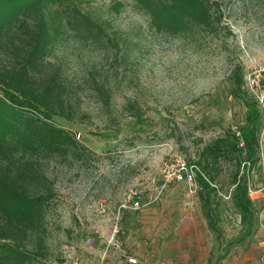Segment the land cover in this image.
<instances>
[{
  "label": "rangeland",
  "instance_id": "rangeland-1",
  "mask_svg": "<svg viewBox=\"0 0 264 264\" xmlns=\"http://www.w3.org/2000/svg\"><path fill=\"white\" fill-rule=\"evenodd\" d=\"M74 3L96 23L93 32L68 25L45 67L61 74L75 113L71 121L54 120L91 152L79 162L43 163L56 196L45 218L46 256L27 264H128L129 256L135 264H190V251L200 246L208 256L213 234L195 191L166 177L243 123L245 107L227 91L230 65L222 39L156 31L132 0ZM223 13L234 59L244 71L264 64V0H229ZM97 83H103L108 104ZM262 117L259 161L248 181L258 227L248 247L232 248L223 264H264ZM232 171L227 161L217 166L227 237L239 228L229 198ZM130 190L139 198L136 209L126 199Z\"/></svg>",
  "mask_w": 264,
  "mask_h": 264
},
{
  "label": "trees",
  "instance_id": "trees-1",
  "mask_svg": "<svg viewBox=\"0 0 264 264\" xmlns=\"http://www.w3.org/2000/svg\"><path fill=\"white\" fill-rule=\"evenodd\" d=\"M132 1L156 31L205 32L220 37L227 52V91L245 107L243 123L230 135L204 145L190 162L199 208L213 234L206 262L223 264L232 248L248 247L258 227L248 181L259 161L263 124L254 97L243 86V64L231 55L226 41L231 32L223 23V10L229 0ZM68 25L91 33L96 23L78 10L74 0H0V264H27L46 256L45 218L56 191L43 163L55 158L79 162L91 152L54 120L59 116L71 121L75 116L61 74L45 67ZM96 89L108 104L103 83ZM221 161L233 167L229 198L239 217V228L229 237L221 227L224 208L217 181Z\"/></svg>",
  "mask_w": 264,
  "mask_h": 264
},
{
  "label": "built area",
  "instance_id": "built-area-1",
  "mask_svg": "<svg viewBox=\"0 0 264 264\" xmlns=\"http://www.w3.org/2000/svg\"><path fill=\"white\" fill-rule=\"evenodd\" d=\"M244 88L247 90L249 94H251L261 112L264 114V64L252 66L246 71H244ZM193 165H186L185 162L182 161L180 169L171 171L166 180H174V181H185L190 186V191L196 190V185L193 179ZM126 199L130 203L131 207L136 209L140 206L139 198L136 196V193L132 190L128 191L126 194ZM101 208L104 209V205L100 204ZM127 260L131 264H135L137 262L134 256L127 257Z\"/></svg>",
  "mask_w": 264,
  "mask_h": 264
},
{
  "label": "crops",
  "instance_id": "crops-1",
  "mask_svg": "<svg viewBox=\"0 0 264 264\" xmlns=\"http://www.w3.org/2000/svg\"><path fill=\"white\" fill-rule=\"evenodd\" d=\"M180 236H182V235H180ZM199 236L196 237V238H198V240H197L198 246H199V244H201V242L199 241L200 240ZM180 239L182 240L183 236L180 237ZM190 252H191L190 253V257H189L190 258V264H207V262H206V256H207L206 247L200 246V247H198L196 249H192ZM185 256L186 255H184L183 258H186ZM183 261H184V263H182V264H186L185 260H183Z\"/></svg>",
  "mask_w": 264,
  "mask_h": 264
}]
</instances>
